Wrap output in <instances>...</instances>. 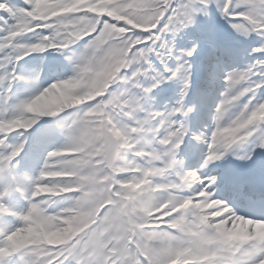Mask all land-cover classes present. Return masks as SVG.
<instances>
[{
	"label": "clouds",
	"instance_id": "1",
	"mask_svg": "<svg viewBox=\"0 0 264 264\" xmlns=\"http://www.w3.org/2000/svg\"><path fill=\"white\" fill-rule=\"evenodd\" d=\"M37 2L41 9L33 19L55 20L57 28H73L79 33L77 41L96 32L100 23L97 17L107 16L116 23H105L101 32L107 47L95 57L87 71L81 72L78 59L72 75L42 85L41 70H36L29 78L32 94L12 106L10 115H5L6 104L5 111H0V134L6 140L12 133L23 136L45 118L76 113L63 125L66 142L47 153L35 175L25 174L27 179L21 182L23 191L19 193L27 201L24 213L31 215L19 217L20 226L8 231V247H0V257H5L10 249H22L19 258L23 262L28 259L36 264H53L59 259L55 255L57 249L67 248L74 240L79 243L77 238L87 237L94 245L91 253L83 261L78 254H71L70 264H104L106 244L103 241L110 232V239L122 247L133 237L138 243H144L153 253L154 264H264V218L241 214L228 200L217 196L211 183L201 188L200 181L193 180L175 192L168 191L163 185L173 174L188 171L196 172L198 177L200 174L195 168L183 170L184 161L179 151L184 141L174 145L179 164L165 169L166 175L161 177L159 170L153 171L154 161L150 159L160 142L155 137L149 139L148 135L129 136V125L118 120L120 113L108 111L113 97L121 94L111 91L113 86L124 79L122 73L126 69L137 65L131 58L135 43L129 45L128 41L133 39L129 32L156 27L164 13L157 15L158 7L129 9L122 0ZM240 16L247 21L252 17L264 20V7L249 8ZM121 22L129 27H117ZM39 47L25 42L17 45L16 50L20 59L49 50L45 46L42 52H23L25 48ZM232 92L223 112L220 111L224 104L223 93L216 103L210 130L214 138L219 132L220 144L231 145V148L212 162L235 154L234 149L247 144L257 133V145L264 144V96L258 97V92L249 94L247 87L235 88ZM192 108L194 111V106ZM26 143V139L16 143L22 145L17 157ZM211 147V143L208 144V148ZM50 153L60 159L53 164V170L45 172L43 168ZM142 155L148 159L138 160ZM240 157L237 158L242 159ZM16 168L17 164L11 163L9 172L0 174L4 180L0 192L5 193V197L18 192L11 179L17 178ZM184 190H189L190 194H182ZM109 204L112 207L108 208ZM106 208L105 216L101 217L100 213ZM157 213L163 214L160 217L163 225L150 224ZM106 218H111L107 227Z\"/></svg>",
	"mask_w": 264,
	"mask_h": 264
},
{
	"label": "snow or ice",
	"instance_id": "2",
	"mask_svg": "<svg viewBox=\"0 0 264 264\" xmlns=\"http://www.w3.org/2000/svg\"><path fill=\"white\" fill-rule=\"evenodd\" d=\"M215 0H185V2L176 5L174 0H122L125 7L129 9H135L139 7L153 8L158 7L159 12H163V20L156 27L138 32L132 29L129 35H132L133 39L128 41L129 45L135 43V47L132 48L131 58L137 62L139 70L135 71V75L131 77H124L135 88L141 90V94H132L128 91L121 93L119 96L113 97L110 101L109 112L115 114L119 112L121 116L127 117L132 123H129L127 133L129 136L137 135H148L152 134L157 141H159V149L153 152L150 158L154 161L153 171L159 170V175L164 177L166 175L165 169H172L176 167L179 162L175 159L174 145L181 141L185 142V139L190 134V129L186 127L183 120L179 117L187 116L193 112V108L187 106L183 100L178 101L177 104L167 112L160 111H149L146 110L142 103L143 96L150 94L154 87L156 88L164 79L163 76L157 74L153 76V83L145 87L140 82L142 76L147 75L148 69L144 67L148 64V55L150 53H156L161 57L171 58L174 54V48L165 39V33L169 31H179L181 28H186L192 24L195 17L204 9L210 8ZM26 4L29 7L17 8L10 5L8 0H0V12H7L10 17L15 20V23L8 24V21L0 17L3 20L5 27L3 30L6 34L0 37V84L6 86V91L11 92L13 84L17 79H25L24 76L19 75L16 70V65L22 59L17 54V45L23 42V37L28 33H34L39 31V35L35 42L40 47L38 49L25 48L23 52L30 51H44V47L47 46L49 49H56L57 51H64L69 49L71 45L75 44L79 38V33L73 28H57L55 20L40 21L35 20V17L40 9L41 5L37 0H26ZM221 14L229 21H239L232 23L231 26L236 29L237 32H243L244 35H249L253 32L264 35V20L258 21L256 17H252L250 21L244 20L240 13L246 11L249 8L264 7V0H223L222 4H217ZM78 15V14H74ZM100 21L99 26L96 28V32L90 36V42L87 45L85 51L80 55L79 66L81 72L87 71L95 57L103 52V49L107 47L103 43L102 29L105 28V23H116L109 17H97ZM156 24V21H153ZM117 27L128 28L129 26L124 23H118ZM46 33V34H45ZM71 33V34H70ZM48 36L45 40L44 37ZM140 38L137 40L136 37ZM126 38V37H125ZM257 53H264V46L254 49ZM196 53V46L190 49L184 50L182 57H178L182 62L173 69H168L170 76L168 79L181 78L184 81L185 92L187 91L190 84V65L187 59ZM21 55L23 53H20ZM163 62V60H162ZM255 76H260L259 80L254 79ZM226 79V90L223 92L224 104L221 105L220 111L223 112L224 107L229 103L232 97V90L240 87H247L249 94L255 95L261 89H264V60H258L253 64H250L245 70H233L227 72L224 81ZM154 86V87H153ZM0 103L6 104L7 99H0ZM251 111V109L249 110ZM140 113H145L142 117ZM117 126L119 124L117 123ZM74 127V126H73ZM111 127V125H109ZM136 131L133 132L132 129ZM72 129H69L71 131ZM219 132L214 138L208 131H201L199 134L192 133V138L198 142H202L207 146V159H204L203 166H207L213 160L219 158V154L229 148L231 145H221L219 141ZM171 141V143H169ZM212 145L208 148V144ZM22 145L19 144H8L5 136L0 134V174L9 172L11 163L14 162V158L17 157V153L20 151ZM257 147L264 148V144H259ZM242 159H250L251 157H240ZM60 157L55 153H50L48 160L44 165L43 171L53 170V164ZM140 159H148V157L140 156ZM164 161L165 163H161ZM15 189L18 192H22V183L16 177H11ZM27 179V178H26ZM193 180L200 181V187L203 188L209 183H214V180L207 182L201 173L199 177L196 172L188 171L177 174L174 178L164 182V187L170 191H177L183 184L191 183ZM210 191V188L208 189ZM114 191H116L114 189ZM5 193L0 192V215L16 213L11 212L9 207L4 202ZM112 207L111 204L108 208ZM107 208L100 213L101 217L105 216ZM30 216L31 213L25 214L24 212L19 214L22 219L25 216ZM162 213H157L152 218L150 224L152 225H163L164 220L160 217ZM165 220L167 217L164 218ZM26 223V219H25ZM111 223V218H106L105 226L107 227ZM9 234L8 231L0 233V247H8L6 237ZM111 233L104 237L103 248V260L104 264H154L153 253L144 243H138L133 237V240L127 243L126 247H122L117 244L116 240L110 239ZM77 241H72L71 244L64 249H57L55 255L59 256V259H55L53 264H70L71 254H78L82 261L87 258L91 253L94 245L91 241H88L87 237L84 239L77 238ZM75 246V247H73ZM23 252L22 249H10L5 257H0V262L6 261L7 264H11V258L19 255ZM61 253H63L61 255ZM69 257V260H65V257ZM51 260L52 257H49ZM23 264H36L34 260L26 259Z\"/></svg>",
	"mask_w": 264,
	"mask_h": 264
},
{
	"label": "rangeland",
	"instance_id": "3",
	"mask_svg": "<svg viewBox=\"0 0 264 264\" xmlns=\"http://www.w3.org/2000/svg\"><path fill=\"white\" fill-rule=\"evenodd\" d=\"M185 2V0H181L180 3ZM179 3V4H180ZM223 0H215V2L212 4L210 8H206L203 11H201L196 17L192 24H190L188 27H186L185 33L187 34L185 37L180 33V31H169L165 33V39L170 43L171 46L174 48V54L172 57H174L175 63L174 65L169 63L168 57H161L157 55L156 53H150L148 55V64H145L144 67L148 69V73L145 76H142L140 78L141 84H143L145 87L150 86L154 81L152 79L153 76H156L157 74L164 77L162 82L153 89V91L148 94L147 96H143L142 103L144 104V107L146 110H155L158 111V102H156L157 94L160 93L162 89H177V100H187V102L193 103L194 106L198 104L197 100H194V97L190 96L189 88L193 86L192 82V76L193 75H200L201 66L202 63L200 60L204 57H207L209 54L215 53L217 49L220 47L222 48H232L239 56V61L236 63V67H233V69H225L221 71V75L223 76L220 81V86L217 90L212 92L211 90L209 93L211 94L210 102H203V105L211 109V114L209 115V119H211L212 122V115L214 112V108L216 103L222 98V93L226 90V84L224 81V77L227 72L233 71V70H245L250 64L255 63L258 60H264V53H257L254 51V49L259 48L261 46H264V35H260L259 33H251L249 35H243L240 32H237L236 29H234L231 24L237 23L239 21H229L225 17L222 16L221 11L217 4H222ZM178 4V5H179ZM7 20V19H6ZM3 22V20H0ZM4 23V22H3ZM192 29H199L204 36H208L207 38L212 42L211 49H209L208 46H206V43L200 42L197 38H193L192 35L193 31ZM35 33V32H34ZM29 34V33H28ZM2 33L0 31V37H2ZM90 42V38L83 42L79 47L75 48L72 52L68 53L67 56H59L55 58L59 62H63V65L65 66L66 71L68 74H73L74 68L76 64L78 63V58L85 51L87 48L88 43ZM193 46H196V53L190 57L185 58L188 60L190 68V84L185 92L184 87V81L181 78H173L168 79L170 76V72L168 69H175L179 63L182 61L178 59V57H182V54L184 50L190 49ZM163 60V62H162ZM57 61V62H58ZM137 65H133L130 68H128L127 72L125 71L122 73L125 77H131L132 73L135 71ZM36 70H41L39 67H37L36 58L34 56L29 55L24 60L19 61L17 66V72L19 75H22L25 77V79H17V81L13 84L14 87L12 89V92L10 93V99L8 101L9 110L7 112V115H10V111L12 106L17 104L20 100L27 98L29 95L32 94L33 87L29 80L30 77H32ZM67 74V76H69ZM43 74H41L42 76ZM208 76V75H207ZM206 76V77H207ZM254 79L259 80L260 76H255ZM40 83L42 85L43 82L41 81L40 77ZM203 86V85H202ZM115 93H123L125 91H128L132 94H141V90L134 87L132 83H130L128 80L123 79L121 81H118L111 90ZM257 96H264V89H261ZM145 114V113H144ZM191 113L188 114L190 116ZM76 113L73 114V118L75 117ZM141 115V113L139 114ZM72 118V119H73ZM71 120V119H70ZM67 120L64 124H66ZM118 120L122 124H129L132 123L127 117L119 116ZM184 122V119H182ZM42 121V120H41ZM40 121V122H41ZM39 122V123H40ZM38 123V124H39ZM35 125L34 127L38 126ZM61 124H53L49 128L46 129V132H44L39 139L43 140L44 137H50V139L53 137L55 138L53 141H48L46 143L47 145L44 146L43 150L50 149V151L56 147L62 146L64 143H60L61 138L66 137L65 129ZM59 125V126H57ZM186 125V124H185ZM212 123L207 124L205 127L206 131L210 132ZM33 127V128H34ZM23 137L20 135V133H12L10 135V138H8V142H14L18 143L20 141V138ZM152 134H148V138L152 139ZM259 133H257L256 136H254L247 144L243 145L242 147L234 149L235 154H229L225 158L218 160L217 165H215L213 162L208 164L204 171L201 173L203 177H211L210 174L214 173L215 175H220L221 173H229L237 168H243L242 172H245L246 170L250 169L251 167L257 166L260 164V155H261V148L257 147V144L259 142ZM11 144V143H10ZM207 151H205L206 153ZM35 155L40 158V160L44 161L46 158V152L41 151L40 153L35 152ZM185 156V155H184ZM238 156L242 157H248L250 156V159H239ZM206 157V156H205ZM234 162L232 164L233 166H226V163ZM220 165H224V167H220ZM28 169V166H21V168ZM39 167H41V164H39ZM204 167V166H203ZM38 169V168H37ZM225 170L227 172H225ZM23 170L16 171L17 172V178L21 182H25L26 177L23 176L22 173ZM21 172V173H20ZM209 174V175H208ZM35 175V174H34ZM4 184V180L0 178V185ZM5 204L9 207V209L15 211L16 213L20 214L24 212L27 208L26 204L27 201L24 199V197L18 194V192H13L6 196L4 198ZM24 203H26L24 205ZM57 206H60L59 204ZM5 215V214H4ZM4 215H0V227L3 228V232L10 231L14 227L20 226L22 223L21 220L17 219H11L7 218ZM11 264H17L16 256L11 258ZM20 264V263H18ZM22 264V263H21Z\"/></svg>",
	"mask_w": 264,
	"mask_h": 264
},
{
	"label": "trees",
	"instance_id": "4",
	"mask_svg": "<svg viewBox=\"0 0 264 264\" xmlns=\"http://www.w3.org/2000/svg\"><path fill=\"white\" fill-rule=\"evenodd\" d=\"M181 2V0H176L175 1V4L176 5H178L179 3ZM184 30H186V28H184ZM193 30V35L194 36H197V37H199L200 36V31L198 30V29H192ZM46 34V33H45ZM88 39V38H87ZM86 38H85V40H87ZM57 51V50H56ZM57 52H62V51H57ZM230 53H231V51H224V50H220V55L222 56V57H225V56H227V55H230ZM213 61H211L210 59H208V67L211 69V67L215 64L214 62L212 63ZM61 70H59V72H58V74L56 75L57 77L56 78H60L61 77ZM55 78V79H56Z\"/></svg>",
	"mask_w": 264,
	"mask_h": 264
},
{
	"label": "bare ground",
	"instance_id": "5",
	"mask_svg": "<svg viewBox=\"0 0 264 264\" xmlns=\"http://www.w3.org/2000/svg\"><path fill=\"white\" fill-rule=\"evenodd\" d=\"M172 60H173V59H172ZM205 112H210V110H209V109H206ZM197 150L200 151L199 148H198ZM22 196H23V195H22ZM9 215H12V214H8V216H9ZM13 216H18V214L13 215Z\"/></svg>",
	"mask_w": 264,
	"mask_h": 264
}]
</instances>
